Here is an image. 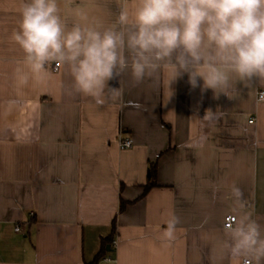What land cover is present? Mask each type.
Wrapping results in <instances>:
<instances>
[{"label": "crops", "instance_id": "obj_1", "mask_svg": "<svg viewBox=\"0 0 264 264\" xmlns=\"http://www.w3.org/2000/svg\"><path fill=\"white\" fill-rule=\"evenodd\" d=\"M115 2L59 0L70 19L80 7L105 23ZM21 3L0 0V264H230L225 219L246 212L264 224V88L216 99L185 75L167 101L162 85L125 76L122 97L98 106L63 94L70 81L54 64L46 85L19 87L10 37ZM209 108L220 113L211 126L199 119Z\"/></svg>", "mask_w": 264, "mask_h": 264}, {"label": "clouds", "instance_id": "obj_2", "mask_svg": "<svg viewBox=\"0 0 264 264\" xmlns=\"http://www.w3.org/2000/svg\"><path fill=\"white\" fill-rule=\"evenodd\" d=\"M113 4L112 0H107ZM107 23L83 8L62 14L59 0H22L10 39L22 52L14 69L19 87L46 85L52 64L65 69L63 94L102 106L122 97V79L161 85L167 101L172 84L187 76L193 90L234 99L240 86L264 88V0H116ZM119 78L120 87L109 86ZM264 101V93L260 95ZM220 113L207 109L209 126ZM237 202L242 193L233 188ZM243 205H241V208ZM178 217L162 236L173 240ZM222 248L230 264H264V224L246 212L225 225Z\"/></svg>", "mask_w": 264, "mask_h": 264}, {"label": "built area", "instance_id": "obj_3", "mask_svg": "<svg viewBox=\"0 0 264 264\" xmlns=\"http://www.w3.org/2000/svg\"><path fill=\"white\" fill-rule=\"evenodd\" d=\"M59 69H60V67H58L57 65L54 64L53 70L57 72ZM262 93H264V90H260V91L258 92V94H257V96H258V100H260V101H262V100L260 99V95H261ZM250 123L253 124V123H254V120H253V119L250 120ZM133 145H134V143H133V140H132V139H122V140L120 141V148L123 149V150H125V149H129V148H132ZM233 217H235V216H228V217L225 219V224H224V226H225L226 224H228V223H231ZM16 231H20V228H16ZM114 245H116V243H114ZM104 260L107 261V262H114V261H115V260H113V259H111V258H105Z\"/></svg>", "mask_w": 264, "mask_h": 264}, {"label": "trees", "instance_id": "obj_4", "mask_svg": "<svg viewBox=\"0 0 264 264\" xmlns=\"http://www.w3.org/2000/svg\"><path fill=\"white\" fill-rule=\"evenodd\" d=\"M148 180H149V183L148 185L145 187V192L149 191V189L154 185L155 181H156V170H155V167L152 168L150 171H149V174H148ZM154 181V182H153ZM123 208V206H122ZM109 252L107 251V247L104 246L103 250L100 252V254L96 257V261L95 262H98L100 261L102 258H104L106 255H108Z\"/></svg>", "mask_w": 264, "mask_h": 264}]
</instances>
